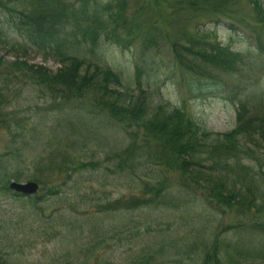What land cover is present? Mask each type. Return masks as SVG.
Segmentation results:
<instances>
[{"label": "rangeland", "instance_id": "rangeland-1", "mask_svg": "<svg viewBox=\"0 0 264 264\" xmlns=\"http://www.w3.org/2000/svg\"><path fill=\"white\" fill-rule=\"evenodd\" d=\"M22 7L0 0V14ZM125 10L128 22H120L119 33L133 30L136 41L125 48L104 36L99 41L103 61L121 77L115 89L147 98L149 116L156 106L181 111L184 125L190 120L193 131L206 134L210 149L227 144L222 137L243 124L248 134L230 157L196 156L198 165L183 175L184 159L164 166L153 140L90 101L54 99L26 85L12 63L44 66L51 74L63 63L15 32H2L0 228L14 239L10 260L264 264V131L256 130L264 127V0H127ZM149 34L155 46H143ZM225 48L233 53L228 66L226 54L219 55ZM203 51L218 59L205 63ZM241 173L250 181L243 184ZM217 178L225 186L221 198ZM12 181L38 183L40 195L57 186L60 194L45 203L16 198ZM142 181L159 186L161 203L117 209V201H145Z\"/></svg>", "mask_w": 264, "mask_h": 264}, {"label": "trees", "instance_id": "trees-1", "mask_svg": "<svg viewBox=\"0 0 264 264\" xmlns=\"http://www.w3.org/2000/svg\"><path fill=\"white\" fill-rule=\"evenodd\" d=\"M6 2H10L11 5L20 2L24 7L19 11L11 8L10 11L1 12L0 34L15 32L35 51L44 54L47 58L55 57L63 63L62 70L54 74H51L44 66H31L26 62L12 63V69L19 72L21 77H25L26 85L39 87L54 99L90 101L98 109L101 108L108 112L128 130L142 133L146 142L153 140L159 148L158 152L164 166L172 167L178 164L179 160L184 159L179 164L184 167L183 175L192 172L188 169L191 166L188 167V165H198L195 160L196 156L206 155L208 157V153H213L217 155L216 159H222L230 157L231 152L240 148V142H238L240 137L245 138V135L248 134L245 124L222 137L227 144L219 142V145L210 149L203 143L206 134L201 136L196 129L193 131L194 126L190 120H186L187 124L184 125L185 116L181 111L174 109V111L167 112L164 108L156 106L155 111H152L153 115L149 116V105H146L147 98L125 97V94L115 89L120 86L121 77L112 72L103 61L99 41L101 42V37L104 36L105 41H112L121 48L128 47L136 41L133 30L123 34L119 33L118 29L120 22L124 24L128 22V18H125L127 0H110L104 5L99 0H6ZM1 9H3L2 6ZM153 37L151 35L147 37L143 46H148L150 43H154L152 46H155L156 42ZM146 49L149 50V47ZM219 50L222 51L219 55L226 54L228 60L226 66L231 64L233 53L226 48ZM142 52L146 53L147 50H142ZM175 53L177 54V50ZM199 57L207 64L212 63V59H218L215 55H207L205 51L201 52ZM177 58L182 66L192 69L193 63L187 59H181L179 55ZM90 66L95 68L93 74L87 71ZM197 67V69H201L199 66ZM10 73L8 70L6 79H11ZM183 129L187 130L183 131ZM256 130L261 134L264 127L261 126ZM137 160L138 157L133 156L131 162L137 164ZM1 177L3 178V175ZM217 179L222 184L223 181ZM240 179H243V184L244 180L250 181V179L247 180L245 174ZM249 183L251 184V182ZM141 186L142 194L150 198L145 199V195H142L145 201L135 199L125 205L116 200L118 204L116 208L130 207L129 210H135L140 205L161 203L162 193L158 185L142 181ZM222 186L223 188L219 187L221 193L216 194L219 198L225 192L224 184ZM9 191L11 192L10 189ZM48 194L51 197L58 196L59 188L55 186L49 190ZM12 195L16 198L44 203L49 196L38 194L26 197L17 193ZM254 202H256V198ZM11 237L12 235L5 234L0 228V264L15 263L10 260L12 258L11 246L14 240ZM94 246L98 247L95 244Z\"/></svg>", "mask_w": 264, "mask_h": 264}, {"label": "water", "instance_id": "water-1", "mask_svg": "<svg viewBox=\"0 0 264 264\" xmlns=\"http://www.w3.org/2000/svg\"><path fill=\"white\" fill-rule=\"evenodd\" d=\"M10 185L13 190L24 195L36 194L39 190V185L33 182H28L27 184L12 182Z\"/></svg>", "mask_w": 264, "mask_h": 264}]
</instances>
